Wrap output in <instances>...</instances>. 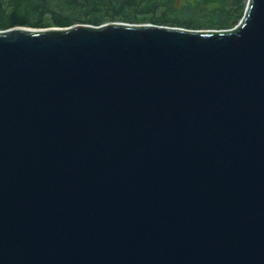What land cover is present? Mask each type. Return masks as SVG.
<instances>
[{
  "label": "water",
  "instance_id": "1",
  "mask_svg": "<svg viewBox=\"0 0 264 264\" xmlns=\"http://www.w3.org/2000/svg\"><path fill=\"white\" fill-rule=\"evenodd\" d=\"M0 264H264V0L0 30Z\"/></svg>",
  "mask_w": 264,
  "mask_h": 264
},
{
  "label": "trees",
  "instance_id": "2",
  "mask_svg": "<svg viewBox=\"0 0 264 264\" xmlns=\"http://www.w3.org/2000/svg\"><path fill=\"white\" fill-rule=\"evenodd\" d=\"M185 1V2H183ZM248 0H0V30L15 27L152 23L192 30H230Z\"/></svg>",
  "mask_w": 264,
  "mask_h": 264
},
{
  "label": "rangeland",
  "instance_id": "3",
  "mask_svg": "<svg viewBox=\"0 0 264 264\" xmlns=\"http://www.w3.org/2000/svg\"><path fill=\"white\" fill-rule=\"evenodd\" d=\"M183 2H185V1H183Z\"/></svg>",
  "mask_w": 264,
  "mask_h": 264
}]
</instances>
